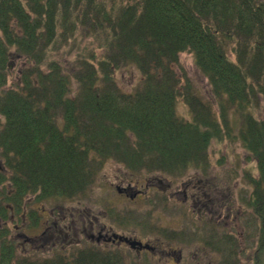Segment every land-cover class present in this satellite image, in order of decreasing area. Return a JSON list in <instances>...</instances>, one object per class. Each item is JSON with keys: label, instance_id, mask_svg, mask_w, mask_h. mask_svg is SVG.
Masks as SVG:
<instances>
[{"label": "trees", "instance_id": "obj_1", "mask_svg": "<svg viewBox=\"0 0 264 264\" xmlns=\"http://www.w3.org/2000/svg\"><path fill=\"white\" fill-rule=\"evenodd\" d=\"M77 31L93 42L82 46ZM186 52L211 96L190 79ZM120 71L137 72L131 91ZM263 108L264 0H0V264H125L117 245L28 258L9 237L11 208L27 195L88 199L107 161L175 182L208 175L211 147L225 141L247 153L239 200L259 223L245 241L222 223L205 224L201 239L222 264H242L245 247L264 264Z\"/></svg>", "mask_w": 264, "mask_h": 264}, {"label": "rangeland", "instance_id": "obj_2", "mask_svg": "<svg viewBox=\"0 0 264 264\" xmlns=\"http://www.w3.org/2000/svg\"><path fill=\"white\" fill-rule=\"evenodd\" d=\"M79 39V43L82 46L92 43V39L87 34H83L81 31L76 32ZM74 52L68 54L67 50L65 51L64 60H72L74 57ZM195 55L192 52H186L181 55V61L190 76V79L200 87L206 96L211 94V91L208 89V81L200 74L197 66L195 65ZM19 60V59H17ZM23 66V65H22ZM19 65H14L13 68H19L17 70H22ZM118 77L121 78V84L124 88L131 91L136 83L139 81V76L137 72H119ZM211 96V95H210ZM179 109L183 115L187 116L189 114L188 107L185 103L180 102ZM264 111V108H263ZM211 154L214 156V166L211 172L208 175H205L196 170L190 171L183 177L176 178V183L172 184L173 187H169V180L173 181L174 178L166 179L158 173H149L146 171H137L130 170L127 171L124 166L119 164L116 161H107L101 170V186L99 190L90 194L88 199H83V205H80V209H87L83 217L88 219V217H94L100 221H104L107 225L106 229H111L113 227L118 228L116 230L120 234H127V236H137L145 240L152 242L159 247L158 250L166 249L172 250L177 249L175 244H178V247L181 248L184 252L185 259L178 264H196L201 262L202 264H215V257L212 251H207L203 249V243L199 241L201 234L206 236L208 232V227L206 225H212L215 223L218 225L219 219L221 223L228 229L235 232L238 237L240 236L242 241L247 240L245 237L244 231L248 230L250 226L249 222L255 220V225L259 223V219L254 215L251 208H246L242 205L239 197L241 196V191L244 188H248L247 185L243 183L242 175L237 174V170L243 168L246 165V151L242 148L239 142H214L211 147ZM249 160V165L251 169L256 172L254 162ZM218 161H223L219 164ZM236 177L237 181L232 185L226 181L227 178ZM156 178L154 180L155 189L150 190V195L148 198H137L132 200L129 196L119 194L117 192V187L129 188L128 183H132L130 191L135 189H142L145 185L143 182H146V179ZM162 180V181H160ZM196 184L204 186H211L201 190L204 193L205 199L206 195L209 193L211 197L217 199V201L228 202L232 206V211L228 210V213L224 211V207L217 211L214 210L211 206H208L209 210L205 211V206L193 201V198L189 199L190 203H187L185 200L184 192L182 190V185L187 184ZM218 184L219 187L223 190H218L211 194L210 188ZM218 187V186H217ZM218 187V188H219ZM180 189L179 193H171ZM192 192V190H190ZM219 193V195H218ZM246 197H249L246 195ZM94 201L95 203H92ZM207 202H211L208 200ZM195 206H194V205ZM111 205L114 206V209H111ZM202 208L203 215L199 213L201 210H196ZM136 214L132 222V227L123 223L126 217H122L121 214ZM116 214V215H115ZM88 215V216H87ZM118 215V216H117ZM202 221V222H200ZM122 223L125 225L123 226ZM81 225L89 226V219L87 223H80ZM206 224V225H205ZM6 225V224H5ZM91 225V223H90ZM10 229V235L12 239L16 240L18 244V249L20 253L26 254V250L22 247L26 244L23 234L26 232L23 222L17 218L7 224ZM102 226V225H101ZM121 226V227H120ZM220 226V225H218ZM110 227V228H109ZM221 227V226H220ZM232 228V229H230ZM199 230H202L199 232ZM105 231V232H107ZM113 231H111L112 233ZM86 233H90L87 231ZM255 233V231H253ZM168 234L171 236L175 234V238L172 240L171 237H168ZM98 235V234H97ZM92 242L97 243L95 238ZM242 243V242H241ZM36 244V243H35ZM37 245V244H36ZM243 245V243H242ZM244 246V245H243ZM127 247L123 256L126 259L125 264H136L135 257L139 260V264H175L168 256L161 254L160 252L153 254L150 252H145L141 257L137 256L134 252H128ZM203 251H200V250ZM245 253L242 254V264H255L254 260V249L245 247ZM199 251V254L195 253ZM148 253V254H147ZM39 255V254H38ZM41 257V255H39ZM218 262V255H216ZM175 260V257L172 258Z\"/></svg>", "mask_w": 264, "mask_h": 264}, {"label": "flooded vegetation", "instance_id": "obj_3", "mask_svg": "<svg viewBox=\"0 0 264 264\" xmlns=\"http://www.w3.org/2000/svg\"><path fill=\"white\" fill-rule=\"evenodd\" d=\"M154 184V181L147 180L144 188L142 189L137 188L130 191L131 187L128 189L125 187L118 188L121 191L120 193L131 196L133 200L137 197L142 199L146 197L147 199L150 195L149 193L151 187H153ZM128 185H131V183L129 182ZM186 190L188 191V189ZM179 192L180 190H177L176 194ZM193 196L195 197V194L188 195V193H185V200L187 199L188 201L189 198H192ZM31 202L32 201L29 195L24 197L21 210H19L21 212L19 213V211L12 207V215L10 220L7 222L8 224L9 222L16 220V216L23 222L26 230L23 236L27 247L25 248L27 251L26 257L28 258L32 257L36 249H39V253H45L44 257H55L57 255L66 256L68 252L72 253L77 250L78 245L83 241L80 239V236L87 237L91 240L96 238L97 244L99 245L110 241V237H108V234L105 232L107 230L106 225L101 226L103 223L96 218V215L94 217H88L89 226L80 224V216L82 213H85L86 210H79V201L77 200L50 199L43 201L39 207V213L36 211ZM217 206L221 208L220 201ZM88 219H86L83 223H87ZM6 227L10 232L9 227ZM87 231H90V233H86ZM137 239L139 240V246L131 249L139 255L144 252H150L153 254H156L157 252L162 254L164 252V254L172 261H174V259H172L174 257L177 262L182 261L180 250H158L159 247L155 244H151L152 242L149 240H145L143 238ZM113 242H116V240H113ZM122 242L123 241H120L119 244H125L128 246L126 242ZM150 247L151 250L148 249Z\"/></svg>", "mask_w": 264, "mask_h": 264}, {"label": "water", "instance_id": "obj_4", "mask_svg": "<svg viewBox=\"0 0 264 264\" xmlns=\"http://www.w3.org/2000/svg\"><path fill=\"white\" fill-rule=\"evenodd\" d=\"M133 244H136V243H132V245H133Z\"/></svg>", "mask_w": 264, "mask_h": 264}]
</instances>
